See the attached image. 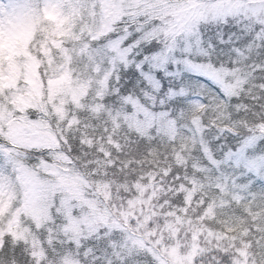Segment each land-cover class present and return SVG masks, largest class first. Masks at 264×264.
<instances>
[{"label": "clouds", "instance_id": "1", "mask_svg": "<svg viewBox=\"0 0 264 264\" xmlns=\"http://www.w3.org/2000/svg\"><path fill=\"white\" fill-rule=\"evenodd\" d=\"M160 53L205 71L148 128L128 74ZM229 139L264 156V0H0V264H264Z\"/></svg>", "mask_w": 264, "mask_h": 264}, {"label": "trees", "instance_id": "2", "mask_svg": "<svg viewBox=\"0 0 264 264\" xmlns=\"http://www.w3.org/2000/svg\"><path fill=\"white\" fill-rule=\"evenodd\" d=\"M159 69L153 66V62L149 64V67L146 72H141L139 75V79L142 80L141 87H146L147 89V101L148 105L145 107L147 110L153 113H162L164 117L170 120L171 124H175V120L182 117L183 111L186 106L194 103V97L192 90L195 88L201 87L198 83L202 75L195 74L189 71H186L183 80L179 78L173 79H165L163 76L157 78L155 73ZM137 72H131L128 74L129 79L133 84L137 83ZM163 81V89L160 88L157 80ZM188 80V83L185 81ZM132 85H129L131 87ZM134 107V105H133ZM150 126L149 128H152ZM247 140L242 142H238L235 140L229 139L227 141L228 147H225L223 152L220 153L215 160H213V164L220 170V174H223V180L227 184H232L231 175L237 169H246L243 165L234 162L231 158H229V154L236 152ZM257 144V142H256ZM256 144L249 148L246 151L247 157H255L260 156L256 154ZM223 147V145H221ZM248 172V171H247ZM249 174H253L248 172ZM239 195H248V198L251 199L250 188H235L234 189ZM256 192H259V189H255ZM228 209L226 208L225 211Z\"/></svg>", "mask_w": 264, "mask_h": 264}, {"label": "rangeland", "instance_id": "3", "mask_svg": "<svg viewBox=\"0 0 264 264\" xmlns=\"http://www.w3.org/2000/svg\"><path fill=\"white\" fill-rule=\"evenodd\" d=\"M153 66L155 67V62L153 61ZM184 66H182L183 68ZM156 68V67H155ZM158 69V68H157ZM176 70V66L173 65V71ZM189 72L199 74L204 76V69L199 65L189 64L187 65V70ZM137 112L140 114V119L145 121L146 127L153 126V124H171L170 120L164 117L162 113H153L139 104L133 103ZM257 140L249 139L234 153L229 154L234 162L243 165L246 170L253 174H259L262 169H264V156L247 157L246 151L256 144Z\"/></svg>", "mask_w": 264, "mask_h": 264}, {"label": "snow or ice", "instance_id": "4", "mask_svg": "<svg viewBox=\"0 0 264 264\" xmlns=\"http://www.w3.org/2000/svg\"><path fill=\"white\" fill-rule=\"evenodd\" d=\"M153 61L155 62V67L159 69L155 73L157 78L163 76L165 79L179 78L180 80H183L187 70V61L177 60L174 57L166 55L164 53H160L159 55L154 57L152 62ZM173 65L176 66L175 71H173ZM181 65H183L184 67L182 68ZM148 67L149 64L142 65L136 73L137 76H139L141 72H146ZM157 83L159 84L160 88L163 89V81L158 79Z\"/></svg>", "mask_w": 264, "mask_h": 264}]
</instances>
